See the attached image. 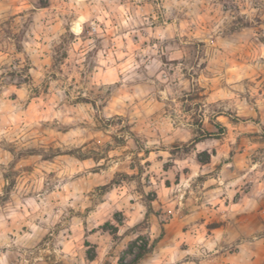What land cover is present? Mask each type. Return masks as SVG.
I'll return each instance as SVG.
<instances>
[{"label": "clouds", "instance_id": "obj_1", "mask_svg": "<svg viewBox=\"0 0 264 264\" xmlns=\"http://www.w3.org/2000/svg\"><path fill=\"white\" fill-rule=\"evenodd\" d=\"M0 264H264V0H0Z\"/></svg>", "mask_w": 264, "mask_h": 264}]
</instances>
